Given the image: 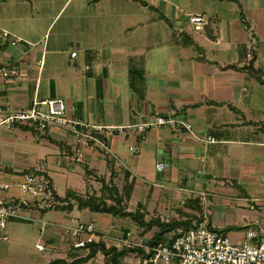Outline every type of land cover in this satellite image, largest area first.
Masks as SVG:
<instances>
[{
    "label": "crops",
    "instance_id": "1",
    "mask_svg": "<svg viewBox=\"0 0 264 264\" xmlns=\"http://www.w3.org/2000/svg\"><path fill=\"white\" fill-rule=\"evenodd\" d=\"M32 1L0 0V70L18 73H0V109L19 112L33 99H59L66 116L85 125L126 127L176 117L191 131L160 126L143 138L115 132L104 139L107 150L83 148L77 156L72 136L61 129L0 126V185L36 171L59 198L68 191L99 197L102 181L122 194L127 180L125 210L142 205L145 221L194 215L232 242L247 232L264 239V0ZM37 1L57 12L47 10L44 18ZM73 1L80 6L46 40ZM194 13L205 20L202 31L188 23ZM63 46L71 49L69 59L56 58ZM208 139L215 143H203ZM158 163L166 165L161 172ZM52 173L65 183L62 194ZM17 197L14 187L0 189L1 199ZM187 200L200 212L184 208ZM64 205L8 222L0 233V264L84 258L87 250L74 248L79 238L63 230L76 222L94 227L95 242L126 233L145 242L154 233L142 236L129 219L79 209L72 199L70 209ZM137 261L128 254L122 264ZM81 264H103V256Z\"/></svg>",
    "mask_w": 264,
    "mask_h": 264
},
{
    "label": "built area",
    "instance_id": "2",
    "mask_svg": "<svg viewBox=\"0 0 264 264\" xmlns=\"http://www.w3.org/2000/svg\"><path fill=\"white\" fill-rule=\"evenodd\" d=\"M188 23L193 31H202L205 20L202 15L194 13L187 15ZM7 37V33H2ZM18 40L12 41L14 45ZM75 53L71 54L74 57ZM249 56V55H248ZM2 77L16 76L18 73L10 69H1ZM21 125L36 132L43 133L53 128L68 132L75 142V154L80 156L83 148L107 150L104 139L111 133L134 131L137 137L143 138L150 128L168 126L176 129L191 131L189 123L180 118L154 117L133 126L113 127L109 125H85L66 116L65 105L59 99L38 101L33 99L31 107L19 112H9L0 109V126L13 127ZM215 143L213 139L203 141ZM166 165L158 163L156 170L163 171ZM15 188L19 197L0 198V233L4 231L8 222L12 220L30 221L27 212H47L54 209L58 203L54 198V190L50 181L41 173L32 171L24 173L20 182L16 184H2L1 190ZM66 234L79 238L74 248H84L95 239L94 227L76 222L73 226L63 228ZM6 240V236H2ZM104 244L111 240L116 248H140L144 257L138 258L137 264H264V239H256L253 232H247L241 242H232L221 233L213 230L201 220L186 232L179 233L170 246L158 244L148 247L142 240H133L130 233L123 238L110 239L102 236ZM110 242V241H109ZM42 250L41 246L37 247Z\"/></svg>",
    "mask_w": 264,
    "mask_h": 264
},
{
    "label": "trees",
    "instance_id": "3",
    "mask_svg": "<svg viewBox=\"0 0 264 264\" xmlns=\"http://www.w3.org/2000/svg\"><path fill=\"white\" fill-rule=\"evenodd\" d=\"M130 190L131 185L127 183V180L124 181L122 194H120L112 184L107 185L104 183V181H102L101 195L99 197H83L68 191L63 198H59L55 194L54 198L57 203L66 204L64 207H62L63 209H70L69 200L72 199L76 202L79 209H88L90 212L94 213L108 214L112 216H119L122 219H129L138 229L142 231V236L154 230L152 236H150V238L144 242V244L148 247H154L158 244L170 246L179 233L188 231L193 227V225H196L201 221V219L196 220L194 215H185V217L183 216V220L173 219L168 222H162L159 220V218H153L149 221H145V211L142 205H137L133 212H127L125 210V201L128 199ZM106 200H110L111 203L107 204ZM183 207L200 212V208L197 205L194 206V201L191 200L185 201ZM55 208L56 206H54V209ZM176 213L179 215L185 214L181 212V210H178ZM137 239L138 238H135L133 240ZM84 248L87 250L86 256L68 264H81L90 260L91 258H94L97 253L102 254L103 264H122V260L128 254H133L136 258L144 257V251L140 248L123 247L118 249L114 246L106 247V245L99 241H92L91 243L86 244ZM49 264L67 263L56 261Z\"/></svg>",
    "mask_w": 264,
    "mask_h": 264
},
{
    "label": "rangeland",
    "instance_id": "4",
    "mask_svg": "<svg viewBox=\"0 0 264 264\" xmlns=\"http://www.w3.org/2000/svg\"><path fill=\"white\" fill-rule=\"evenodd\" d=\"M58 1H60V0H58ZM63 0H61L60 1V3L62 2ZM76 1V0H75ZM31 2H32V4H34V1H32L31 0ZM38 3H37V9H39V11L42 13V15L44 16V18H45V11L47 12V10H50V13H52V14H54V12H57L56 10H55V6H52V7H46L45 5H44V3H43V1H37ZM43 3V4H42ZM77 3L78 2H76V3H74V1L68 6L69 8L67 9V11L61 16V14H62V12H61V14L55 19V21L52 23V25H51V27H50V29L48 30V33H47V35H46V40H47V38L48 37H50V38H53L55 35H56V33H58V32H60V29H61V27H62V25L64 24V21H65V19H66V17H67V15H70L71 13H72V9L73 8H75V6H77ZM80 4H81V1H79V4H78V6L77 7H79L80 6ZM76 7V8H77ZM26 8V7H25ZM56 14V13H55ZM61 16V17H60ZM54 17V16H53ZM52 17V18H53ZM60 17V18H59ZM62 30V29H61ZM71 49L70 48H68L67 46L65 47V46H63V47H60V49H59V54L57 55V59H69V54H70V51ZM75 50V49H74ZM50 58H52V56H49V55H47V59H50ZM53 58H55V57H53ZM48 61V60H47ZM51 178L53 179V184H54V187L57 189V192L59 193V194H62L63 193V188H64V181L60 178V176L59 175H55V173H52V175H51ZM127 225V227H131L132 226V224L130 223V222H128V224H126Z\"/></svg>",
    "mask_w": 264,
    "mask_h": 264
},
{
    "label": "water",
    "instance_id": "5",
    "mask_svg": "<svg viewBox=\"0 0 264 264\" xmlns=\"http://www.w3.org/2000/svg\"><path fill=\"white\" fill-rule=\"evenodd\" d=\"M249 68H251V65H248Z\"/></svg>",
    "mask_w": 264,
    "mask_h": 264
}]
</instances>
